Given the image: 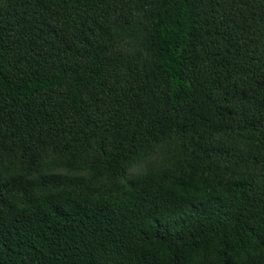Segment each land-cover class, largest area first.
Wrapping results in <instances>:
<instances>
[{
	"label": "trees",
	"instance_id": "obj_1",
	"mask_svg": "<svg viewBox=\"0 0 264 264\" xmlns=\"http://www.w3.org/2000/svg\"><path fill=\"white\" fill-rule=\"evenodd\" d=\"M0 264H264V0H0Z\"/></svg>",
	"mask_w": 264,
	"mask_h": 264
},
{
	"label": "rangeland",
	"instance_id": "obj_2",
	"mask_svg": "<svg viewBox=\"0 0 264 264\" xmlns=\"http://www.w3.org/2000/svg\"><path fill=\"white\" fill-rule=\"evenodd\" d=\"M180 146L177 140L174 138L169 139L167 142L160 145L156 151L135 166L132 170L128 172L125 179L136 177L142 173H159V172H169L176 170L182 163V155L179 153ZM51 169H49L50 172ZM56 173H61L66 175V171L60 167H56L54 170ZM72 175V173H67ZM79 174L86 175V173L79 172ZM48 178V156L43 159L40 168L30 178V181H36L37 179L46 180ZM106 183L102 179L101 183ZM35 190H48V187L42 186L40 183H34Z\"/></svg>",
	"mask_w": 264,
	"mask_h": 264
}]
</instances>
